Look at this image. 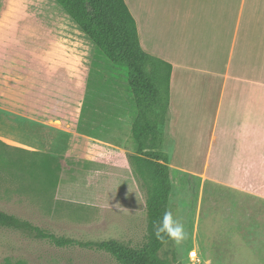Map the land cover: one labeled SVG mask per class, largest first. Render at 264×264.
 <instances>
[{
	"label": "rangeland",
	"instance_id": "374dc122",
	"mask_svg": "<svg viewBox=\"0 0 264 264\" xmlns=\"http://www.w3.org/2000/svg\"><path fill=\"white\" fill-rule=\"evenodd\" d=\"M73 22L56 0H0V210L57 236L140 247L148 194L133 160L129 72ZM179 122V138L170 121L165 145L168 210L187 238L168 240L159 257L167 264H264V184H225L223 171L237 173L231 164L223 170L204 166L200 155L185 158L207 148L210 121ZM232 139L217 142L231 150ZM0 264L119 263L106 252L60 248L0 227Z\"/></svg>",
	"mask_w": 264,
	"mask_h": 264
},
{
	"label": "crops",
	"instance_id": "0c3cea01",
	"mask_svg": "<svg viewBox=\"0 0 264 264\" xmlns=\"http://www.w3.org/2000/svg\"><path fill=\"white\" fill-rule=\"evenodd\" d=\"M125 2L142 49L172 65L163 150L170 121L178 138L179 119L210 121L207 148L185 158L200 155L204 166L223 170L231 164L237 173L223 171L225 184H264V0ZM224 136L233 149L217 142Z\"/></svg>",
	"mask_w": 264,
	"mask_h": 264
},
{
	"label": "trees",
	"instance_id": "16d2710c",
	"mask_svg": "<svg viewBox=\"0 0 264 264\" xmlns=\"http://www.w3.org/2000/svg\"><path fill=\"white\" fill-rule=\"evenodd\" d=\"M64 11L112 64L127 68L128 82L137 109L131 137L137 147L133 157L147 184L148 236L140 247L115 239L82 242L49 233L29 220L0 210V227L46 240L57 247L79 246L106 252L119 264H167L159 257L161 247L153 224L168 210L172 191L169 156L163 150L170 108L172 65L146 53L136 20L125 0H56Z\"/></svg>",
	"mask_w": 264,
	"mask_h": 264
},
{
	"label": "clouds",
	"instance_id": "9594fccd",
	"mask_svg": "<svg viewBox=\"0 0 264 264\" xmlns=\"http://www.w3.org/2000/svg\"><path fill=\"white\" fill-rule=\"evenodd\" d=\"M153 232L162 243L168 240L179 245L187 238L184 225L177 220L171 210H165L163 215L153 224ZM194 257V253H190Z\"/></svg>",
	"mask_w": 264,
	"mask_h": 264
},
{
	"label": "built area",
	"instance_id": "2783aa9c",
	"mask_svg": "<svg viewBox=\"0 0 264 264\" xmlns=\"http://www.w3.org/2000/svg\"><path fill=\"white\" fill-rule=\"evenodd\" d=\"M192 253H194L195 255H194V257L191 256V258L194 259V260H195V259H198L199 256H198L197 252L194 251V252H192Z\"/></svg>",
	"mask_w": 264,
	"mask_h": 264
}]
</instances>
